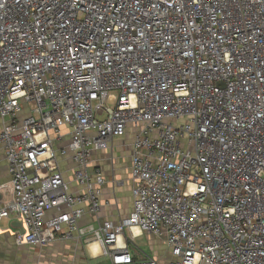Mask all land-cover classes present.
Returning <instances> with one entry per match:
<instances>
[{
	"label": "built area",
	"instance_id": "2783aa9c",
	"mask_svg": "<svg viewBox=\"0 0 264 264\" xmlns=\"http://www.w3.org/2000/svg\"><path fill=\"white\" fill-rule=\"evenodd\" d=\"M128 136L132 209L102 220L92 156ZM0 149L15 247L264 264V0H0Z\"/></svg>",
	"mask_w": 264,
	"mask_h": 264
},
{
	"label": "crops",
	"instance_id": "0c3cea01",
	"mask_svg": "<svg viewBox=\"0 0 264 264\" xmlns=\"http://www.w3.org/2000/svg\"><path fill=\"white\" fill-rule=\"evenodd\" d=\"M126 138L131 139V137L129 136ZM113 147L114 146L112 142L109 149L94 153L92 156V165L99 167L101 169L102 176L105 179V184L101 187V194H102L101 199H100L101 209H100L98 216L102 220L118 222L121 219L127 218L132 209V199H131V193H130L131 192V181H130V169H129L130 159H128V164L126 166V169L124 170L123 162L121 158L119 157L120 150L118 148L114 150ZM0 161L4 169L6 170V180L4 182L6 183L9 180V176L7 173V167H6L4 155L1 149H0ZM87 225H93L95 228L98 226V223L93 217L89 215H85L80 221V226L84 227ZM58 244L65 245L66 250H68L67 251L68 253L64 251L61 252V250L55 249V251L52 252V254L49 256L50 258L54 259L53 262L50 264H92L90 262L91 259L95 260V259L103 257V256H98L96 258L88 257L85 249L82 248V246L79 244L77 239H75L74 241H69V242L56 241L51 244L52 246L49 245L50 249L53 246L58 245ZM49 246H47L46 248H48ZM82 249L85 252V254L83 253L84 260H78L76 261V263H73V262L63 263L62 262L63 259H67L65 257H68L69 255H71L70 251H73L74 254L77 255L82 252ZM152 257L157 258V259H163L161 254H159L158 252H154ZM106 264H110L109 259L107 257H106Z\"/></svg>",
	"mask_w": 264,
	"mask_h": 264
},
{
	"label": "rangeland",
	"instance_id": "374dc122",
	"mask_svg": "<svg viewBox=\"0 0 264 264\" xmlns=\"http://www.w3.org/2000/svg\"><path fill=\"white\" fill-rule=\"evenodd\" d=\"M130 144L131 139L126 137L115 138L113 140V148L119 149V157L123 162V169H126L128 164V159H130ZM110 146L108 147V149ZM6 180V170L4 169L1 161H0V184L4 183ZM130 199V198H128ZM9 227L7 220L0 221V228L6 229ZM130 232L126 231L124 236L126 238L130 237ZM133 244H130V247H137L140 250V254L142 256L152 257L154 252H158L161 254L163 258H167L165 244L162 240L153 237L147 233H134ZM92 244V243H91ZM52 246V245H51ZM61 246V247H60ZM46 248V247H45ZM42 249H30L28 247L18 248L15 247L12 240H10L7 236L0 237V264H50L54 259L49 256L52 252L57 250H61V252H67L66 246L62 244H58L53 246L50 249L48 248ZM44 249V250H43ZM50 249V250H49ZM68 253V252H67ZM85 252L82 249V252L75 255L73 251H70L71 255H66L67 259H63L62 262H73L76 263L78 260H84ZM74 254V255H73ZM65 255V254H64ZM92 264H106V257H101L95 260H90Z\"/></svg>",
	"mask_w": 264,
	"mask_h": 264
},
{
	"label": "bare ground",
	"instance_id": "6f19581e",
	"mask_svg": "<svg viewBox=\"0 0 264 264\" xmlns=\"http://www.w3.org/2000/svg\"><path fill=\"white\" fill-rule=\"evenodd\" d=\"M133 232L136 234L139 233L138 229H136V228H133ZM89 250H90L92 256H97L100 253L99 245L96 242L90 244Z\"/></svg>",
	"mask_w": 264,
	"mask_h": 264
},
{
	"label": "snow or ice",
	"instance_id": "6c2138e0",
	"mask_svg": "<svg viewBox=\"0 0 264 264\" xmlns=\"http://www.w3.org/2000/svg\"><path fill=\"white\" fill-rule=\"evenodd\" d=\"M45 147H46V145H45Z\"/></svg>",
	"mask_w": 264,
	"mask_h": 264
}]
</instances>
